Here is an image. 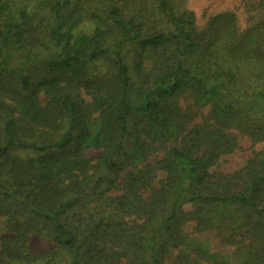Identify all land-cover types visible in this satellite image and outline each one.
<instances>
[{
    "label": "trees",
    "instance_id": "obj_1",
    "mask_svg": "<svg viewBox=\"0 0 264 264\" xmlns=\"http://www.w3.org/2000/svg\"><path fill=\"white\" fill-rule=\"evenodd\" d=\"M187 1L0 0V264H264V0Z\"/></svg>",
    "mask_w": 264,
    "mask_h": 264
},
{
    "label": "rangeland",
    "instance_id": "obj_2",
    "mask_svg": "<svg viewBox=\"0 0 264 264\" xmlns=\"http://www.w3.org/2000/svg\"><path fill=\"white\" fill-rule=\"evenodd\" d=\"M245 1L246 0H188L186 3V8L194 12L196 23L199 27H203L206 24L210 15L227 10H233L237 14L240 27L244 29L248 25L259 20L258 13L248 11L244 8ZM181 103L183 107H186V110L191 116L192 114H195V108L192 106V102L190 99L183 98ZM205 111L206 110H204V112ZM193 117V123H198L200 120L199 115H195ZM235 135L238 140L239 148L229 155L222 156L219 163L215 167V171L229 174L236 170H239L246 165L247 161L252 158L254 153L264 149V142L253 145L244 134L235 132ZM98 154L99 153L96 151L86 152L87 158L90 159H96ZM162 177L163 175L159 174V179H161ZM91 206L94 207V203L88 204L89 208ZM183 209L187 211L189 210V206H185ZM230 212L234 214V210H231ZM193 226L194 224L192 222H189L184 227V232L190 238H196L205 241L213 251L225 254L230 258V261L234 260V256H236L235 247H226L220 244L219 239L213 232L208 231L203 233H196L194 232L195 230L193 229ZM1 234H3V231H0V235ZM28 248L30 252L34 253L38 256V258L41 259L46 253L53 250V245L45 238L34 236L30 239ZM174 259L175 253H172V255L170 256L167 255L165 258V263L171 264ZM43 262L44 261H41V263L38 264H43ZM59 264H63V262H59Z\"/></svg>",
    "mask_w": 264,
    "mask_h": 264
}]
</instances>
